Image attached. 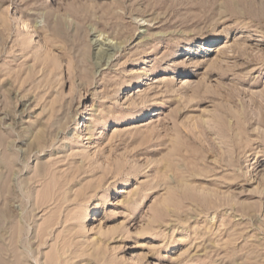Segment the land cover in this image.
I'll list each match as a JSON object with an SVG mask.
<instances>
[{
	"label": "rangeland",
	"instance_id": "1",
	"mask_svg": "<svg viewBox=\"0 0 264 264\" xmlns=\"http://www.w3.org/2000/svg\"><path fill=\"white\" fill-rule=\"evenodd\" d=\"M0 264H264V0H0Z\"/></svg>",
	"mask_w": 264,
	"mask_h": 264
},
{
	"label": "bare ground",
	"instance_id": "2",
	"mask_svg": "<svg viewBox=\"0 0 264 264\" xmlns=\"http://www.w3.org/2000/svg\"><path fill=\"white\" fill-rule=\"evenodd\" d=\"M110 43V42H109ZM107 44V43H106ZM113 43L111 42V45H112ZM110 46V45H109ZM109 48V47H108ZM107 48V49H108ZM108 53H109V50H108V52H106L103 48H102V50H100V52H98V55H97V58L98 59H103V58H107V56H108ZM110 56V55H109ZM84 125V124H83ZM3 189V195H4V188H2ZM4 197H5V195H4ZM4 212V211H3ZM19 232V231H18Z\"/></svg>",
	"mask_w": 264,
	"mask_h": 264
}]
</instances>
